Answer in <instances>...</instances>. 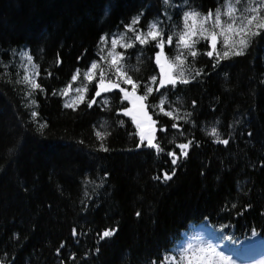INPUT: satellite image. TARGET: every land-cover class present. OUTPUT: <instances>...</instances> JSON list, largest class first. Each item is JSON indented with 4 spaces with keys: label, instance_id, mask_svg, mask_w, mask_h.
<instances>
[{
    "label": "trees",
    "instance_id": "trees-1",
    "mask_svg": "<svg viewBox=\"0 0 264 264\" xmlns=\"http://www.w3.org/2000/svg\"><path fill=\"white\" fill-rule=\"evenodd\" d=\"M258 2L0 0V264H175L171 256L198 255L186 246L206 228L237 253L264 239V31L242 55L220 58L229 50L225 35L229 45L240 38L227 30L228 6L239 26ZM216 8L225 32L215 29L213 56L200 36L192 37L197 55H188L177 43L184 12ZM138 15L135 31L125 28ZM152 22L165 41L172 37L167 61L187 56V83L151 81L160 79L156 41L123 46L136 32L147 35ZM113 38L121 41L113 53L123 54L122 70L139 82L136 94L153 88L144 103L162 152L141 144L119 89L95 96L100 68L96 80L84 75L97 61L115 79ZM33 81L42 89H32ZM75 85L87 86L85 101L67 107L64 93ZM97 131L109 134L101 141ZM165 172L174 175L165 179ZM105 229L115 232L101 238Z\"/></svg>",
    "mask_w": 264,
    "mask_h": 264
},
{
    "label": "snow or ice",
    "instance_id": "snow-or-ice-1",
    "mask_svg": "<svg viewBox=\"0 0 264 264\" xmlns=\"http://www.w3.org/2000/svg\"><path fill=\"white\" fill-rule=\"evenodd\" d=\"M239 0H237V3ZM236 11V8L233 6H229V12L228 17L229 20L227 22V30L232 32L234 35H239V39L233 43L232 45H229V37L225 35L223 43L228 46L229 50L224 51L223 55L220 57L221 59L229 56V55H242L244 50L248 47L251 38L255 37L257 35L261 34V31H264V16H260V12L264 11V0H259L258 3H255V6L250 7L248 11V15H241L240 21L241 23L239 26H237L236 20L232 16V12ZM199 18L200 28L197 29L195 27L196 21ZM259 18V22H257ZM189 20L192 21V24H189ZM213 21V24L211 26V30L209 28H205L204 24L208 21ZM184 21H185V27L184 30L181 31L179 34V38L177 43L182 45L185 49L188 50V55H191L195 57L197 55V51L194 50L195 44L197 41L195 39H192V37H195L199 35L201 38L208 40L211 49L207 52L208 56H213V52L216 50L217 46V37L218 33L215 30L217 27L220 29V33L225 32L224 22L221 20V10L220 8H216L215 10L209 9L207 13H201L195 9H189L188 11L184 12ZM140 22V16H136L133 18L132 22L125 25V28L135 31V28L133 25L138 24ZM255 22V24H254ZM254 25V26H253ZM207 33V35H205ZM163 32L159 30V26L156 22H152L149 25V29L147 32V35H144L143 32H136L134 41L132 43H125L123 46L125 48L132 47L135 41H139L140 44H147L149 43V40L156 41V46L160 49L155 53V61L156 64L159 65L161 72L163 73L162 78L157 81V77L153 76L151 77V81L153 83H158L160 87H163L167 84L176 85L178 82H184L187 83V79L184 78V70H183V64L184 61L187 59V56L183 53L178 54L173 61H161V57L164 56V46L167 42L168 44L172 43V37L169 36L167 38V41L163 39ZM108 38L107 36H102L101 40L106 41ZM117 44V38L112 39V45L115 46ZM111 55V61L109 70H112L114 68V76L115 79H106L107 73L103 68L100 67L99 62L94 61L89 70L84 73L88 81L96 80V76L94 74V70L97 68H100L99 71V79L97 80L98 84V90H95V96H100L101 93L108 91L109 89H119L121 93H123V98L125 100L131 101L132 107L131 108H123L121 111H123L128 116L132 117V120L135 122L137 129H139V136L141 140V144L146 141L147 147L154 148L158 152H162L163 149L160 147L158 143H154V125L156 124V121H154L151 116L148 115L146 110V105L144 101L147 99V96L151 94L153 91V88L151 86H148L144 90V95H137L136 89L139 87V82L136 80H133L130 75H128L127 71L122 70V67L120 65V61L123 58V54H113ZM216 55L220 56V53H216ZM119 57V59H118ZM29 61L31 62L32 57H28ZM179 62V63H176ZM166 64H167V70H166ZM173 67H176L179 69L178 75H173L171 72V69ZM50 74V73H49ZM38 75V73H37ZM80 76V71L77 69L76 73L72 75V80L75 81ZM122 78V79H121ZM25 83H29V78L25 77ZM121 83L131 85V91L127 87H122ZM30 87L32 89H42V85L38 82H31ZM158 90V89H157ZM77 92H80V89L76 90ZM84 93L88 91L87 86L83 89ZM67 95V92L64 93ZM85 101V96L83 94L77 96L73 103L66 104L67 107H76L77 103H83ZM32 104H36V100L31 101ZM94 103H96L95 97H93L91 100H88L87 106L91 107ZM105 103L107 101L105 100ZM196 102L193 101V104ZM161 111H165L163 107H161ZM33 116L38 115V113L33 112ZM165 115L167 116H173V112H165ZM177 119H182L183 117H176ZM173 127H178V125H172ZM43 127V125H41ZM212 132L215 134L217 132L216 128L212 129ZM109 133L107 132H101L97 131L96 136L98 139L103 141L105 136H107ZM249 136L252 135L251 132L248 133ZM224 144H228V140L225 139L222 141ZM191 141H188L186 144H181L179 147L183 149H187L191 145ZM139 146V145H138ZM101 148H104L103 142L100 144ZM107 150V149H105ZM173 157H176V153L172 152L170 153ZM184 156H187L188 153L186 151L183 152ZM172 163H176V159L174 158L172 160ZM107 175V173H105ZM172 175H174V172L169 174L168 172L164 173L165 179H171ZM137 216L140 215L139 212L136 213ZM75 233V229L73 230ZM115 232V229H105L103 231L102 237H108L111 236ZM59 251V249H58ZM208 255H196L193 259L192 256H181V259L178 261L176 260L175 256H171L170 259L175 262V264H184L186 261V264H232L231 257L225 256L222 252H215V250H209ZM169 257H165V260H168ZM161 264H164V261H161Z\"/></svg>",
    "mask_w": 264,
    "mask_h": 264
},
{
    "label": "rangeland",
    "instance_id": "rangeland-1",
    "mask_svg": "<svg viewBox=\"0 0 264 264\" xmlns=\"http://www.w3.org/2000/svg\"><path fill=\"white\" fill-rule=\"evenodd\" d=\"M229 7V6H228ZM189 24H192V21L189 20ZM213 24V21H208L207 23L204 24L205 28H209L211 30V26ZM185 27V22L183 24V29L184 30ZM195 27L197 29L200 28V23H199V18L196 21ZM219 28V27H217ZM207 35V33L205 34ZM199 37V35L196 36V38ZM194 38V39H196ZM118 44H121V41L119 39H117V44L115 46H111V52H115L117 51V46ZM181 47V46H180ZM183 48V47H181ZM114 54V53H113ZM161 61L165 62L166 59L164 58V56L161 57ZM160 68V67H159ZM166 70H167V64H166ZM172 72V69H171ZM163 73L161 72L160 69V79L162 78ZM86 77V76H85ZM87 79V78H86ZM159 79V80H160ZM82 86V85H80ZM80 89L81 93L83 91L84 88H81L79 86H73L72 89L68 90V94H67V104H71L73 103V101L75 100V98L79 95H81L80 92H77L76 90ZM67 91V90H66ZM129 103V108L132 107L131 101H128ZM154 134H155V125H154ZM194 243L191 245H188L186 247H188V250L194 251L196 252L198 255H208L209 250H215V252H222L225 256L231 257L232 260V264H264V244H256V248L254 249H248L245 252V257L243 259H236L234 258L233 255H230V253H228L227 251H225L224 248H220L219 246H217V244L215 243L216 241L214 239H212L207 232L202 233L200 236L198 237H194V240H192Z\"/></svg>",
    "mask_w": 264,
    "mask_h": 264
}]
</instances>
